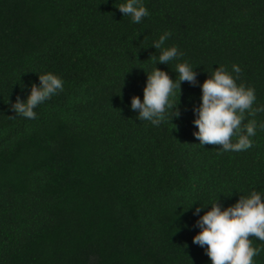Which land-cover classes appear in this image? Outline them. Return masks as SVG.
Returning a JSON list of instances; mask_svg holds the SVG:
<instances>
[{
    "label": "trees",
    "instance_id": "16d2710c",
    "mask_svg": "<svg viewBox=\"0 0 264 264\" xmlns=\"http://www.w3.org/2000/svg\"><path fill=\"white\" fill-rule=\"evenodd\" d=\"M124 2L0 0V264H211L192 242L199 216L217 198L264 193V129L247 151L224 152L199 144L192 123L199 84L221 65H238L237 84L264 105V0H143L139 24ZM166 31L164 47L182 53L169 65L151 46ZM184 62L197 84L181 83L179 117L139 120L130 103L147 74L178 79ZM46 72L63 90L36 119L16 115Z\"/></svg>",
    "mask_w": 264,
    "mask_h": 264
},
{
    "label": "clouds",
    "instance_id": "9594fccd",
    "mask_svg": "<svg viewBox=\"0 0 264 264\" xmlns=\"http://www.w3.org/2000/svg\"><path fill=\"white\" fill-rule=\"evenodd\" d=\"M116 8L135 24L150 15L143 0H125ZM170 36L171 33L166 31L151 45L161 50L156 63L169 65L170 61L182 55L176 46L164 47ZM174 71L178 79L177 75L173 79L166 71L156 67L147 74L143 99L133 96L130 103L131 110L138 113L139 120L159 126L166 121L169 111L173 113L172 118L179 117L177 105L181 83L196 85L197 81L194 68L186 62L178 63ZM240 73L238 65H232L231 72L221 65L199 84L200 102L192 108V123L197 129L193 135L199 144L220 145V150L224 152H243L252 147L251 138L256 135L257 128L264 129V122L258 124L255 119L244 123L246 113L255 116L258 112H264V105L253 107L257 100L255 89L237 84ZM38 78L39 84L31 85L26 98L17 97L11 104L16 115L36 119L34 110L63 90L64 81L54 73L46 72L38 75ZM208 205L210 210L196 221L200 231L192 237V242L202 248L206 246L205 253L211 264H255L254 257L259 256L262 249L253 247L251 238L264 242V193L251 191L247 196L240 195L228 207H222L218 198ZM208 205H200L194 214L198 215Z\"/></svg>",
    "mask_w": 264,
    "mask_h": 264
}]
</instances>
